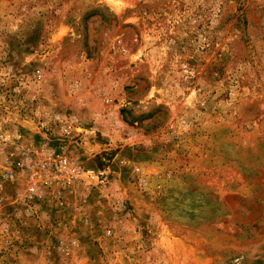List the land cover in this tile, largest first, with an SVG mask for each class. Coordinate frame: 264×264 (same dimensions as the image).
Instances as JSON below:
<instances>
[{"label": "rangeland", "instance_id": "1", "mask_svg": "<svg viewBox=\"0 0 264 264\" xmlns=\"http://www.w3.org/2000/svg\"><path fill=\"white\" fill-rule=\"evenodd\" d=\"M40 112L104 186L27 196ZM0 264H264V0H0Z\"/></svg>", "mask_w": 264, "mask_h": 264}, {"label": "built area", "instance_id": "2", "mask_svg": "<svg viewBox=\"0 0 264 264\" xmlns=\"http://www.w3.org/2000/svg\"><path fill=\"white\" fill-rule=\"evenodd\" d=\"M38 119L37 128L45 137L41 150L35 153L34 159L28 157L17 163L23 166L27 173L28 197L41 196L45 190L50 191L56 187H67L87 183L89 185L102 187L106 184L110 174L108 169H86L74 161L68 154V140L73 134L76 125L75 119L71 116H64L56 112L36 113ZM54 130L57 134V146L49 144V132ZM22 142V136L16 132L13 137V144L18 149ZM61 244L63 242L61 241Z\"/></svg>", "mask_w": 264, "mask_h": 264}]
</instances>
